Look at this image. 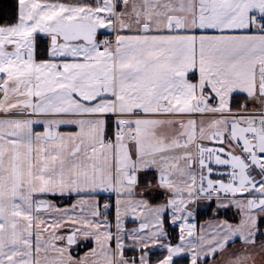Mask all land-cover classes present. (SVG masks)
<instances>
[{
	"label": "snow or ice",
	"instance_id": "snow-or-ice-1",
	"mask_svg": "<svg viewBox=\"0 0 264 264\" xmlns=\"http://www.w3.org/2000/svg\"><path fill=\"white\" fill-rule=\"evenodd\" d=\"M0 264H264V0H0Z\"/></svg>",
	"mask_w": 264,
	"mask_h": 264
}]
</instances>
